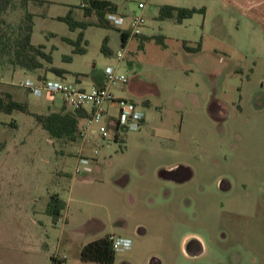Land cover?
<instances>
[{"label": "rangeland", "instance_id": "1", "mask_svg": "<svg viewBox=\"0 0 264 264\" xmlns=\"http://www.w3.org/2000/svg\"><path fill=\"white\" fill-rule=\"evenodd\" d=\"M114 1L116 12L128 20L143 1L149 25L142 27L146 38L128 44L119 62L128 80L112 87L113 93L137 101L138 108L148 99L151 107L146 109L147 126L127 129L124 145L114 140L101 145L96 162L106 170L108 187L92 190L89 183L72 180L67 173L76 163L77 141L54 138V151L48 132L29 111L0 110V145L12 138L27 142L10 153L6 166H50L46 181L66 201L63 213L69 212L70 219L110 218L106 230L89 236L111 231L129 238V248L116 250L110 264H155L156 259L160 264H264V55L257 61L245 58L206 36L201 12L182 21L160 19L164 0ZM79 3L29 0L26 8L34 13L31 41L50 51L49 64L63 68L69 77L80 74L88 84L97 71L116 63L121 39L114 26L88 24L83 28L85 51L73 52L62 37L76 38L80 28L70 29L57 15L72 8L73 17L86 18ZM23 12L20 0H12L1 16L15 25ZM0 26L6 28L5 23ZM158 33L166 36L165 45L155 41ZM105 36L109 54L100 49ZM200 38L199 51L182 47L183 39L194 45ZM47 66L38 69L44 72ZM10 68L0 63V92L22 91L20 99L30 110L47 112L45 99L10 82L22 77H14ZM36 100L43 106L35 105ZM60 100L57 96L55 103ZM173 166L186 169L181 181H171L165 172ZM58 169L64 176H55ZM122 216L128 220L126 229L113 226ZM56 223L54 247L61 235L60 253L67 256V264L79 263L80 243L68 240L66 230L61 234L62 220ZM197 238L204 242L202 250Z\"/></svg>", "mask_w": 264, "mask_h": 264}, {"label": "crops", "instance_id": "2", "mask_svg": "<svg viewBox=\"0 0 264 264\" xmlns=\"http://www.w3.org/2000/svg\"><path fill=\"white\" fill-rule=\"evenodd\" d=\"M162 3L204 7L205 10L201 25L206 36L212 39L215 38V40L218 39L226 47L240 52L241 56L245 58L252 57L257 61L260 56L264 55L262 53V44H264V0H164ZM127 17L125 19L126 23L123 26L125 29L129 24ZM146 25H149L147 19L144 27ZM138 37L146 38L147 35L142 30L140 34L132 36L129 43L133 40L137 43ZM200 39L202 42V38ZM140 46H144V44L142 43ZM256 61H253L254 65L251 67V70H253ZM109 65L112 64L106 66ZM103 70L97 71L90 81H88V84L82 80L80 74L75 75L81 85L89 87L102 82ZM40 71L43 70H39L38 68L27 70L19 66H11V74L14 77L22 76L23 78L21 77V79H15L10 82L26 89L33 95L39 97V99H45L47 112L59 110L64 105L59 93L48 94L45 91L36 93L20 84V82L24 81L38 82L39 79L45 77L47 74L53 73L50 70ZM21 96L22 91L13 92L14 98L21 100ZM57 96L61 100L55 103ZM132 101L137 106L138 102L135 100ZM35 105L43 106L39 100H36ZM141 106L139 109L143 112L144 116L140 120L138 128L141 129L142 127L143 129L147 126L148 120L146 117V109L151 107L149 100L143 99ZM28 109L30 112H38L36 109L30 110L29 107ZM47 135L48 142L53 144V149L56 151L54 138L49 134ZM124 140L126 143L127 140L125 137ZM26 145L27 142L25 139L17 140L15 138L0 145V264H67V256L60 253L61 235H59L55 247V241L52 237V226L56 225V222L60 220L63 223L60 230L61 234L66 230L68 240L80 243L76 259L79 263L77 262V264L104 263L94 260H83L80 258L79 253L81 246L87 241L107 233L114 234L111 231H106L102 235L93 238L89 237L97 234L99 230H106L107 226L112 224L110 218L104 219L99 215H89L85 219H70L69 212L63 213L62 209L61 216L54 222L51 215L45 211L46 202L51 193H57L62 199L63 196L60 195L58 190L53 189L55 187H52L51 183L46 181V177L48 178L51 172L50 166L49 168L47 166H31L32 168L30 166H6V161L10 153L17 152L18 149L24 148ZM39 145L41 146L42 143L36 144L37 147ZM74 157L76 159V156ZM83 171L81 173L74 172L73 166L67 174L74 181L89 183V187L92 190L99 191L108 187L105 179L106 170L103 166H89ZM165 172L168 173L171 181H177V179L181 181L187 175L186 169L181 166H173L165 170ZM55 173V176H64L65 174L63 169H58ZM58 183L56 181V184ZM136 199L137 197L133 195V200L135 201ZM113 226L126 229L128 220L122 216L116 220ZM197 243L202 250L204 248L203 240L197 238ZM185 253L187 252L185 251ZM52 255L56 256L55 260L52 259ZM154 263L160 264V259L154 260Z\"/></svg>", "mask_w": 264, "mask_h": 264}, {"label": "trees", "instance_id": "3", "mask_svg": "<svg viewBox=\"0 0 264 264\" xmlns=\"http://www.w3.org/2000/svg\"><path fill=\"white\" fill-rule=\"evenodd\" d=\"M28 1L20 0L23 4L24 12L20 21L12 25L1 16L2 11L12 3V0H0V23H5L6 27L2 28L3 26H0V63L34 70L43 67L45 63L49 64L52 61V57L50 51L44 49L43 44H35L31 41L34 13L26 8ZM79 7H81L85 17L94 14L96 16L95 20L73 17L72 8H69L65 15H57V18L65 21L70 29L80 28L76 38L62 37L72 44L73 52L85 51L86 40L83 38V28L92 23L116 27L119 30L121 41L124 42L128 31L116 26L106 17L108 11L115 12L117 10V4L114 0H80ZM204 10V7L162 3L158 8V18H173L176 21H182L183 18L190 17L195 12L204 13ZM153 37L156 42L164 44V35L162 33L153 35ZM182 46L187 51H199L201 39L196 41L194 45L183 39ZM100 49L105 54L111 52L107 46L106 36L102 40ZM63 58L70 59L71 55L64 54ZM46 69L58 74L65 71L63 68L52 64H49ZM14 109L29 111L27 101L14 98L13 94L8 90L4 91L3 94L0 92V110L11 112ZM31 113L51 137L68 138L75 141L77 140L76 130L79 116L84 115L85 111L81 108L71 109L64 104L59 110H51L46 113ZM64 206L65 201L57 193H51L46 202L45 211L51 215L52 220L55 222L61 216V210ZM79 256L83 260H94L104 263L113 262L115 250L109 238V233L84 243L80 248ZM52 259L55 260L56 256L52 255Z\"/></svg>", "mask_w": 264, "mask_h": 264}, {"label": "built area", "instance_id": "4", "mask_svg": "<svg viewBox=\"0 0 264 264\" xmlns=\"http://www.w3.org/2000/svg\"><path fill=\"white\" fill-rule=\"evenodd\" d=\"M144 6L143 1H138L139 11L129 18V24L126 27L128 34L124 42L121 41V47L115 54L117 61L103 70V79L100 84L83 86L76 75L69 77L66 72L60 74L53 72V77L45 76L38 82H20L36 93L43 91L48 94L59 93L63 104L68 108H81L85 111L84 115L79 116L76 130L74 172H84L83 170L87 169L92 162L95 166H99L96 161L101 145L111 140L119 141L124 145L126 130L138 128L144 116L134 101L124 96H115L112 90V87L125 84L128 80L127 75L119 70V62L125 55L131 37L142 32V27L146 23V17L142 12ZM106 17L116 26L124 28L125 15L108 11ZM109 238L115 252L130 246V240L127 237L109 233Z\"/></svg>", "mask_w": 264, "mask_h": 264}]
</instances>
